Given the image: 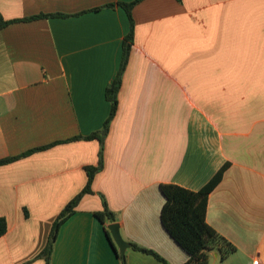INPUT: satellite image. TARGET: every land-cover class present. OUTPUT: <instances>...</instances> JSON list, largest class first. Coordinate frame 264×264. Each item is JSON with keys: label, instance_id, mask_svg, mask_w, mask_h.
I'll return each instance as SVG.
<instances>
[{"label": "crops", "instance_id": "0c3cea01", "mask_svg": "<svg viewBox=\"0 0 264 264\" xmlns=\"http://www.w3.org/2000/svg\"><path fill=\"white\" fill-rule=\"evenodd\" d=\"M134 0H0L17 22L0 30V264H47L53 225L102 168L60 226L50 264H127L189 255L168 234L161 185L197 192L228 165L207 222L236 247L209 264H264V0H143L111 113ZM109 5H115L110 7Z\"/></svg>", "mask_w": 264, "mask_h": 264}, {"label": "trees", "instance_id": "16d2710c", "mask_svg": "<svg viewBox=\"0 0 264 264\" xmlns=\"http://www.w3.org/2000/svg\"><path fill=\"white\" fill-rule=\"evenodd\" d=\"M142 1L143 0H134L131 3L117 4V6L124 8L127 12L130 19L131 28L124 42V54L121 67L114 81L107 89V99L111 104L110 116L107 119L102 131L94 133L86 139L99 138L101 143H103L109 132L110 124L117 113L119 104L118 94L122 85L123 75L129 61L131 47L134 42L135 22L133 18V10ZM109 6L114 7L115 5ZM38 18L40 17L38 16L28 19L6 21L0 14V30L9 26L10 24L36 20ZM102 155L103 150H101L100 153V162L98 167H89L87 169L89 173V180L86 188L65 207L54 223L47 248L42 253V256L47 261V264H50L53 246L60 226L74 212L81 198L85 194L91 193V185L94 176L102 168ZM13 160L14 159L2 160L0 161V165ZM228 167V165H225L205 187L197 192L190 191L173 184H164L160 186V189L165 197V204L161 212L162 224L168 234L189 255V260L186 264H209V252L213 250L218 251L221 259L227 258L237 250L234 245L222 237L207 222L209 195L221 183ZM104 204L105 211L97 214V217L102 222H116V216L107 209L106 203ZM6 231L7 222L4 218H0V236L4 235ZM132 249L142 254L152 256L162 264H170L164 257L154 250L144 248L136 244H132ZM122 264H127L125 258H122Z\"/></svg>", "mask_w": 264, "mask_h": 264}, {"label": "water", "instance_id": "95a60500", "mask_svg": "<svg viewBox=\"0 0 264 264\" xmlns=\"http://www.w3.org/2000/svg\"><path fill=\"white\" fill-rule=\"evenodd\" d=\"M108 229L112 234L113 240L119 250L120 255L124 258L126 250L131 247V244L125 241L124 238L122 237L118 223H112L111 225L108 226Z\"/></svg>", "mask_w": 264, "mask_h": 264}]
</instances>
